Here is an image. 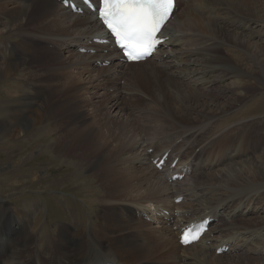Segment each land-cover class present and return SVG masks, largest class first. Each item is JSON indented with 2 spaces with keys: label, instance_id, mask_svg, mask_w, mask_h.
<instances>
[{
  "label": "bare ground",
  "instance_id": "6f19581e",
  "mask_svg": "<svg viewBox=\"0 0 264 264\" xmlns=\"http://www.w3.org/2000/svg\"><path fill=\"white\" fill-rule=\"evenodd\" d=\"M225 1L230 6L222 9L237 17L233 30L218 27L206 18L197 21L196 30L186 27L191 23L189 14L204 15L208 6L202 7L209 0H181L180 10L166 30L170 37L167 47L161 46L157 55L144 63L124 64L119 52L90 45L104 32L88 12L75 15L57 0H0L1 34L28 24L18 32V36H24L19 45L15 43L18 46L8 50L0 45L5 62V66L0 65V81L28 64L26 83L36 88L31 99L32 105L37 102L38 106L27 122L23 120L27 112L0 119V137L15 138L46 117L39 133L49 140L46 151L67 159L64 164L70 168L93 170L88 179L100 188L97 201L101 209L91 214L84 201L85 207L69 200L62 202L59 208L66 219L86 225L96 218L94 229L85 235L62 224L49 247L38 245L39 240L23 219L11 222L7 205L0 202V264H264V153L256 156L247 151L253 143L264 146V133L250 125L242 128L238 122L228 125L223 120L264 85V37L260 45L252 41L251 33L255 32L248 33L244 24V20L254 18L264 26V5L256 0ZM5 16L10 22L3 23ZM231 47L233 51L218 54ZM80 48H93L96 53L80 54ZM249 60L252 65L245 64ZM107 61L111 64L102 66ZM21 81L17 79L8 86L11 94L27 89ZM42 84L53 94L37 86ZM97 87L104 91L102 97L113 90L107 104L112 100L118 109L116 115L101 110L104 99L96 102V93L90 92ZM75 93L84 98L72 100ZM221 93L230 97L222 99ZM127 94L131 95L129 104L139 113L144 111L139 109L143 105L141 95L153 104H147L154 111L147 113V123L141 130L118 103ZM57 101L65 106L57 109ZM205 102L212 108L207 109L210 105ZM259 104L246 102L236 111L250 114ZM89 105L95 107L90 121L84 113ZM181 113L188 115H184L186 120L175 117ZM196 117L204 120L203 128L221 130L210 132L212 135L202 138L191 152L192 144L201 137L195 127L201 125H196L200 121ZM191 123L195 128L186 125ZM71 133L73 139H68ZM151 148L155 150L149 154ZM169 149L173 155L182 156L180 166L194 167L189 178L169 183L164 172L152 164ZM13 180L20 183L18 177ZM31 180L33 185L47 183L48 176L40 181L35 173ZM78 187L72 186L77 193ZM181 196L183 202L176 204ZM159 209L170 212L174 221L156 216ZM86 211L92 216L89 219ZM136 212H146L161 224V231L149 223L145 224L149 228H140L143 220L136 217ZM210 215L218 219L203 239L181 247L179 233L173 231L182 223L184 226ZM166 234L177 239L173 244L177 251L169 248L171 237ZM223 245L229 247L230 255H217Z\"/></svg>",
  "mask_w": 264,
  "mask_h": 264
},
{
  "label": "rangeland",
  "instance_id": "374dc122",
  "mask_svg": "<svg viewBox=\"0 0 264 264\" xmlns=\"http://www.w3.org/2000/svg\"><path fill=\"white\" fill-rule=\"evenodd\" d=\"M214 1L215 0H209L208 5L202 7L205 8L208 6L204 15L190 13L189 19L191 20V23L188 25L186 24L185 26L191 28L192 30H196L199 27L197 21H199V19L204 21L203 18H206L209 20V23L215 21L216 22L215 25H217L218 27L224 28L225 26L226 28L232 29L231 27L237 22V17L236 15H233L232 13L226 12L225 10L222 9V6H230V5L225 0H216L215 4ZM256 1L264 5V0H256ZM1 17L2 16L0 15V28L2 25ZM246 18H250V17H246ZM5 19L4 17L2 18L3 23L10 22L9 19L6 18V16ZM250 19H252V21L250 22H248L247 19L244 20V24L248 27L247 32L251 33L254 31L255 33H251V35L254 34V38H251V40L255 42H259L260 45L261 44L260 41L264 37V26L262 25L261 21H257L254 18H250ZM180 20L183 21V18H181ZM27 25L28 24L26 23L25 26ZM21 28L17 29L13 33H3V34L0 33V45L7 46L8 50L13 45L18 46L19 42H21L24 38V36H18V32ZM32 30L35 32L39 31L38 29H34V28ZM15 43H18V45H15ZM207 45H209V43H207ZM237 50L234 49L236 53L238 52ZM223 51L228 53L230 51H233V48L231 47V48L222 49L218 52V54L220 55V53H224ZM37 54L38 56H41L42 53L38 52ZM33 58L36 60L35 56H33ZM7 63L10 62L7 60ZM245 64L252 65V62L250 60L245 61ZM0 65L5 66V62L2 61L1 53H0ZM23 66H20V68L16 70L17 73L14 72V75L12 77L5 78L0 81V119L5 118L4 116H11L12 114L27 112L23 116V120L27 122L31 117H33L37 113L36 112L38 108L37 102H35L36 101L35 100L34 101L35 104L32 105L33 101L31 99V97H34V91L36 90V88L33 87L32 89V85L26 83L29 82V79L27 77L25 78V73H26L25 71L26 68L28 67V64H25ZM86 78L87 77H85V79ZM17 79H21L22 81H24V83H26V86L28 87L27 89L24 88L19 90V92L13 95L8 89V86L11 85L12 82H14ZM121 85H123V82L121 83ZM37 86H41V88L44 89L45 92L49 94H53L50 90H48V88L44 84ZM98 88L99 87L92 89L90 91L91 93L92 92L96 93L97 101L96 100L95 101L98 102L104 99L103 105L105 106L106 104V108L104 109V106H102L101 110L102 111L104 110L108 113L112 112L113 115H116L118 113V109L114 108V103L112 102V100H110L111 101L110 105L107 104V102L109 101L108 99H110L109 96L113 94L112 93L113 90H110L111 92L108 91V94L102 97L104 91H100ZM146 88L147 87H145L144 90L148 92ZM258 89L259 90L256 89L257 93L253 96V98L248 97L246 101L243 102V103L248 102V104H252L259 101V103L261 104L257 105V110H255L253 113L250 114L248 113L241 114L237 112L236 109H240L243 103L242 104L238 103L236 105L235 110L232 113H230L229 116H225V118L223 119V120H227L226 124L229 125V124H233V122H238L240 123V126L242 128L245 127L246 125H250L252 129L261 131V134L264 133V85L261 86L259 85ZM222 95L223 93H221L220 95L222 99L230 97L229 94L223 96ZM80 96H81L80 93L78 94V96L75 93L71 99L76 101V99ZM129 96L131 95L129 94L123 95L120 101H118V103L120 104L121 108H123L124 111L127 113V115L130 117L131 123L134 122L133 125H135L137 129L141 130V128L143 129L145 124L147 123V119H146L147 113L152 114V112L154 111L153 108L149 107V105H151L152 103L145 96L141 95L142 97L139 98V101L143 105L139 103L134 104L139 106L141 105L139 109L144 110L143 113L141 112L139 113L138 110L136 111V109H134L136 107H133V104H129L130 102L132 103V101H130L129 99L130 98ZM212 96H217V95L213 94ZM80 98H84V97L81 96ZM205 104L210 105L209 102H205ZM55 106L57 109H60L63 108L65 104L63 102L61 103L57 101ZM111 106H113V108ZM209 108H212V106L210 105V107H208L207 109ZM148 109H150V111ZM207 109H205V111H207ZM94 111H95V107L91 105H89V108H87L86 111H84L85 115L89 117V119H87L88 121L91 120V116L93 115L92 113ZM184 115L187 114L181 113L179 115H175V117L182 120H186V118H184ZM44 119L45 120H42L43 122H39L34 125L27 126L22 132V134L15 136V138L13 137L7 139L5 137H0V202L3 201L7 205L6 208H8L10 213V217L8 219L9 220L11 219L12 220V221L10 220L11 222L14 223L23 219L27 223L28 229L31 232V234L35 236L37 240H39L38 245L52 247L57 237V232L61 228L62 224L68 225L69 228H71L72 232H74L75 230L76 232L78 233L81 232L82 234L85 235L86 233L89 232V230L94 229V223L96 222V218L92 219V224L88 223L86 225H83L79 220L66 219L62 212V209H60L59 206L61 207L62 202H64L65 200H69L72 203H75L76 205L85 207V204L83 203L84 201L90 207V209H88L89 213L91 214L100 213L101 211L100 204L97 201L98 197L100 196L99 194L100 188L97 184L94 183L95 181H89L88 179V177L92 175L93 170L84 169L82 172H80L81 170L78 168L76 169L70 168L66 164H64V161H67V159L60 157L58 155L54 156L51 152L46 151L48 150L49 140H47L46 137L41 136L39 134L43 129L44 125H46L45 124V122L47 121L46 117ZM199 119L197 118L199 123L196 122L195 123L196 125L201 124L200 125L201 128L195 126L194 125L195 123L186 124L191 126L193 125L192 126L193 128L196 127L198 128L197 129L198 131H201L200 132L201 137L198 138L194 146L192 144L191 152L196 150V147L200 145V140L202 138H206L208 134L211 136L215 132L217 133V131L221 130L220 128H217L218 130L215 131L214 127L213 128L210 127V129H208L209 127L203 128L202 125L203 126L205 125L204 120L201 118ZM202 128L204 129V131ZM213 130L215 132H213ZM210 132L213 133L211 134ZM73 134L74 133L68 134L69 137L68 139H73L72 136ZM70 143L71 144L75 143V140L71 141ZM249 150L253 153V155L256 154V156H259L260 154L262 155V153H264V146H257L253 143L247 151ZM73 172H75L76 174ZM35 173L36 176L40 178V181L44 180L48 176V182L47 183L43 182L42 184L38 183L33 185L31 183L32 181L31 176ZM14 177L19 178L20 181L19 184L13 183ZM92 182L94 185L92 184ZM73 184H75L76 187H78V184L81 185L80 187H78V193L76 190L72 188ZM33 204L36 205V208L32 207ZM88 212L87 211L85 212V216L87 219L92 217ZM117 213L120 214V212ZM259 213L261 214L262 211H260ZM137 217L138 219H141L139 213H137ZM146 223L148 224L149 222L143 220L140 228L142 229L149 228L148 225H145ZM149 224L154 226L156 229L158 228L157 231H161L160 229L161 224L157 223L159 226L151 223ZM249 225H255V224L251 223ZM237 226H239V223ZM166 235L171 237L169 239V245H170L169 248L172 251H175L176 249L173 246V244L177 242V239H174L172 235L169 234Z\"/></svg>",
  "mask_w": 264,
  "mask_h": 264
},
{
  "label": "snow or ice",
  "instance_id": "6c2138e0",
  "mask_svg": "<svg viewBox=\"0 0 264 264\" xmlns=\"http://www.w3.org/2000/svg\"><path fill=\"white\" fill-rule=\"evenodd\" d=\"M67 3V0H63ZM88 3V0H84ZM173 0H100L98 7L99 19L115 37V42L125 50L131 61H139L148 55L160 42L157 34L168 19ZM164 161L157 162L163 167ZM187 230L182 242L188 244L198 239H189Z\"/></svg>",
  "mask_w": 264,
  "mask_h": 264
}]
</instances>
